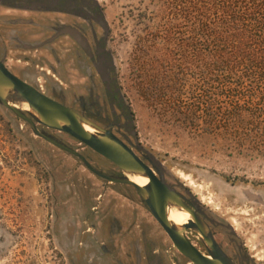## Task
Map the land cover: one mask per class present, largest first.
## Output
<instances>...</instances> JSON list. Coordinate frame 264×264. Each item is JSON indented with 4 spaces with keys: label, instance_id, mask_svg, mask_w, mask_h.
Masks as SVG:
<instances>
[{
    "label": "flooded vegetation",
    "instance_id": "1",
    "mask_svg": "<svg viewBox=\"0 0 264 264\" xmlns=\"http://www.w3.org/2000/svg\"><path fill=\"white\" fill-rule=\"evenodd\" d=\"M111 40L110 25L97 0H0V62L4 67L48 98L110 131L150 166L135 148L140 144L149 151L138 139L132 105L122 92L116 72ZM36 128L76 150L103 176L124 179V173L101 156L104 166L94 167L81 152L87 147L67 134L38 123ZM57 134L81 148H73ZM69 156L84 167L79 159ZM86 170L100 182L85 184L90 191L80 203L68 205L72 198L67 199V264H199V257L213 259L205 238L197 231L170 224L176 229L173 240L133 186L109 182ZM164 181L177 199L206 224V235L211 236L225 259L233 264H264V224L260 235H252L253 229L260 227L257 224L263 213L245 214L243 239L232 224L220 221L197 194L165 169ZM261 221L264 223V219ZM190 223L196 224L190 219L185 225ZM251 238L256 245H252Z\"/></svg>",
    "mask_w": 264,
    "mask_h": 264
},
{
    "label": "rangeland",
    "instance_id": "2",
    "mask_svg": "<svg viewBox=\"0 0 264 264\" xmlns=\"http://www.w3.org/2000/svg\"><path fill=\"white\" fill-rule=\"evenodd\" d=\"M97 2L110 25V49L141 145L244 239L245 214H264V153L245 156L236 148L226 149L218 138L161 118V107H152L140 96L132 61L138 38L150 25L142 17L148 0ZM81 152L94 167L104 166L103 158L89 148ZM98 182L81 163L35 138L28 125L0 105V264H67L68 205L85 200L90 191L85 184ZM262 219L252 235H260ZM251 241L256 245L255 239Z\"/></svg>",
    "mask_w": 264,
    "mask_h": 264
},
{
    "label": "trees",
    "instance_id": "3",
    "mask_svg": "<svg viewBox=\"0 0 264 264\" xmlns=\"http://www.w3.org/2000/svg\"><path fill=\"white\" fill-rule=\"evenodd\" d=\"M151 7V9L148 8ZM132 58L161 118L264 153V0H148Z\"/></svg>",
    "mask_w": 264,
    "mask_h": 264
},
{
    "label": "water",
    "instance_id": "4",
    "mask_svg": "<svg viewBox=\"0 0 264 264\" xmlns=\"http://www.w3.org/2000/svg\"><path fill=\"white\" fill-rule=\"evenodd\" d=\"M16 103H26L29 111L17 109ZM0 105L17 118L28 123L32 133L45 140L47 143L64 151L65 153L79 159L84 167L95 175L106 179L109 182H120L133 186L140 197L148 204L152 214L161 226L173 238L176 229L170 225L166 216L168 204L182 208L186 211L195 225H184V229L197 231L205 238L213 259L199 257V264H233L223 257L222 252L209 234L206 235L207 226L202 223L196 214L189 211L175 196V193L164 181V168L161 162L157 161L150 151H146L140 144L135 148L143 153L150 166L143 163L125 144L118 140L110 131L103 130L91 121L80 116L71 109L48 98L35 88L24 83L12 75L0 62ZM36 123L49 129L62 132L70 136L80 145H83L104 159L114 164L124 174L140 175L148 179L144 187L130 182L126 177L123 180H116L97 172L76 150L58 142L50 135L41 133L36 128ZM91 128L94 132H88L84 127ZM158 176L155 175L154 171Z\"/></svg>",
    "mask_w": 264,
    "mask_h": 264
},
{
    "label": "bare ground",
    "instance_id": "5",
    "mask_svg": "<svg viewBox=\"0 0 264 264\" xmlns=\"http://www.w3.org/2000/svg\"><path fill=\"white\" fill-rule=\"evenodd\" d=\"M17 109H20L22 111H29V107L26 103H16L14 105ZM88 132L93 133L94 131L85 126L84 127ZM124 176L132 183L138 185L139 187H144L148 184V179L145 177H142L140 175H134V174H124ZM167 219L170 224L175 226L177 229L185 225L188 221H190V215L176 207V206H168L167 208Z\"/></svg>",
    "mask_w": 264,
    "mask_h": 264
}]
</instances>
